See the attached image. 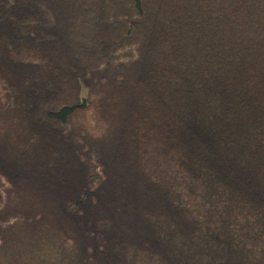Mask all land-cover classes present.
Returning <instances> with one entry per match:
<instances>
[{"label": "trees", "instance_id": "trees-1", "mask_svg": "<svg viewBox=\"0 0 264 264\" xmlns=\"http://www.w3.org/2000/svg\"><path fill=\"white\" fill-rule=\"evenodd\" d=\"M0 264H264V0H0Z\"/></svg>", "mask_w": 264, "mask_h": 264}]
</instances>
